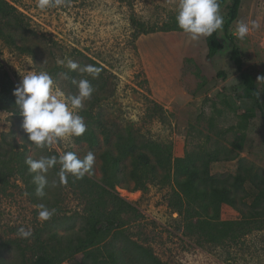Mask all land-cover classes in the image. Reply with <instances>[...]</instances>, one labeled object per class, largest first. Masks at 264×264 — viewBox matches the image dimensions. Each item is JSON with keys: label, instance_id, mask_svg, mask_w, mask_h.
Returning <instances> with one entry per match:
<instances>
[{"label": "rangeland", "instance_id": "1", "mask_svg": "<svg viewBox=\"0 0 264 264\" xmlns=\"http://www.w3.org/2000/svg\"><path fill=\"white\" fill-rule=\"evenodd\" d=\"M8 1L24 16L26 27L18 32V41L34 53L21 52L0 36V74L8 71L18 85L22 76L46 71L54 79L55 88L67 97L78 93L72 79L93 78L69 70L67 61L73 60L80 67L94 66L95 61L104 67L94 66L106 76L108 84L105 89L91 84L94 91L83 101V107L97 102L93 112L102 108L111 128L122 133L130 128L137 130L141 136L171 149L173 157L199 149L216 150L222 159L212 164L214 174L232 177L242 163L264 179V0H242L230 28L242 52L243 71L258 88L259 105L248 95L230 58V42L224 52L209 57L206 36L193 40L183 31L142 32L140 28H157L170 21L177 13L179 0H62L59 6L45 10L37 7V0ZM229 1L221 7L223 18ZM241 21L250 27L243 40L234 34ZM252 21L259 28L252 29ZM219 32L225 38L223 29ZM65 73L69 79L64 78ZM82 108L77 110L80 116ZM21 123V116L0 111V141L2 133L11 129L19 140L27 137ZM98 132L102 144L97 147L86 142L78 144L72 137L44 149L31 143L30 154L39 159L72 150L83 154L92 151L100 175V153L107 143L100 129ZM116 138L114 135L113 141ZM60 167L57 163L45 174L48 202L35 203L18 176L0 182V248L11 264L29 263L38 252L36 244H54L55 231L72 237L85 234L86 199L68 180L61 183ZM131 169V161L125 160L123 172L133 188ZM146 181L144 188L137 190L140 194L136 200L124 198L133 201L134 210L123 215L126 224L118 243L132 249L136 248L133 243L142 245L160 264H264V227L223 244L187 236L179 214L168 204L173 191L169 174L161 169ZM245 186L246 190L238 195L247 209L257 191L250 182ZM40 205L54 210L50 219L38 218ZM239 217L237 209L222 205V219ZM21 227L31 230V236L21 237ZM103 243L95 246L102 247ZM129 257L134 264H152L138 253H130ZM61 264L72 261L65 259Z\"/></svg>", "mask_w": 264, "mask_h": 264}, {"label": "trees", "instance_id": "2", "mask_svg": "<svg viewBox=\"0 0 264 264\" xmlns=\"http://www.w3.org/2000/svg\"><path fill=\"white\" fill-rule=\"evenodd\" d=\"M226 0H219L220 10ZM242 0H230L224 16L223 32L219 30L211 36H206V46L209 57H214L227 49L228 42L232 48L230 58L240 72L249 96L254 98L259 105V92L253 80L243 71L244 60L242 52L230 31L232 23L237 19ZM175 16L170 21L164 22L157 28H140L143 33L182 31L178 28ZM0 36L8 44L15 46L19 51L33 52L32 48L19 43L18 32L26 27L24 16L16 6L8 0H0ZM141 31V30H140ZM94 66L99 63L92 61ZM106 76L99 71L97 77L92 78L91 84L102 85L103 89L108 84ZM16 81L8 71L0 74V111L11 112L20 116L15 104L13 89ZM94 102L90 107H83L81 115L86 117V132L80 137H74L78 144L86 142L91 147L102 144L98 129L104 134L107 146L100 153V175L94 163L89 174L81 179L72 175L67 177L68 182L81 191L86 199L87 216L85 221V234L75 237L66 236L58 231L52 233L54 244L39 242L38 252L28 263L21 261L18 264H61L65 259H70L72 264H134L130 253L139 254L140 257L160 264L152 251L142 245L132 249L124 243H118L120 235L124 232L125 213L134 210L132 202L122 198L117 186L137 191L146 185V179L157 176L162 169L169 174L173 181V191L168 204L181 218L184 233L187 236L214 244L236 242L253 230L264 227V179H259L251 167L239 164L232 177L220 176L212 172V164L222 159L216 150L199 149L187 151L183 156L173 157L171 149L159 145L140 132L128 129L126 133L118 132L108 125V120L103 116L102 108L96 114L93 112ZM115 122V120H114ZM114 135L117 136L113 141ZM11 136V139H9ZM27 137L20 140L11 129L2 133L0 141V182L6 183L12 176H18L26 185L27 192L32 200L39 204L49 201V187L44 189L43 196L36 195L37 185L33 182L36 173L29 172L26 159H38L32 151ZM79 158L86 154L72 150ZM132 163L130 171L135 186L130 188L123 172L125 160ZM253 184L257 193L246 209L240 203L239 191L246 190V183ZM223 204H229L240 212L237 219L224 220L221 218ZM104 242L103 246H95ZM90 247H95L90 249ZM129 258L130 260H127ZM0 264H11L2 256L0 248Z\"/></svg>", "mask_w": 264, "mask_h": 264}, {"label": "clouds", "instance_id": "3", "mask_svg": "<svg viewBox=\"0 0 264 264\" xmlns=\"http://www.w3.org/2000/svg\"><path fill=\"white\" fill-rule=\"evenodd\" d=\"M62 0H37V7L45 10L50 6H59ZM176 24L183 32L190 34L193 40L201 36H211L221 30L224 18L220 13L219 0H179L178 10L175 16ZM256 21H252L251 28H259ZM248 23L238 22L234 34L243 40L249 34ZM67 68L71 71L88 73L95 78L99 69L92 65L80 67L73 60L67 61ZM69 79L67 74H63ZM77 86L78 93L65 95L55 88V81L46 72H30L22 76L20 83L13 89L15 104L22 117L21 128L27 134V140L36 147L44 149L60 140L72 137H80L86 132V124L83 117L77 114V110L83 107V101L90 98L94 89L87 79L71 80ZM30 173H36L33 182L37 185L36 195L43 196L44 189L48 185L46 173L57 163L61 165L59 177L61 183L67 182L68 175L76 179L89 174L95 163V154L89 151L83 158L76 153L67 151L59 156H41L39 159H26ZM54 210L49 211L44 205H40L38 218L46 221L51 218ZM21 237L31 236V230L21 227Z\"/></svg>", "mask_w": 264, "mask_h": 264}, {"label": "built area", "instance_id": "4", "mask_svg": "<svg viewBox=\"0 0 264 264\" xmlns=\"http://www.w3.org/2000/svg\"><path fill=\"white\" fill-rule=\"evenodd\" d=\"M119 189V188H118ZM118 194L123 197V198H126V199H130V200H136L137 199V196L140 194V191H133V192H130V194L127 193L126 190H117ZM135 195V196H134ZM133 202V201H132Z\"/></svg>", "mask_w": 264, "mask_h": 264}]
</instances>
